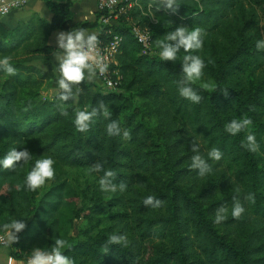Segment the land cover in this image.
Wrapping results in <instances>:
<instances>
[{
    "label": "trees",
    "instance_id": "16d2710c",
    "mask_svg": "<svg viewBox=\"0 0 264 264\" xmlns=\"http://www.w3.org/2000/svg\"><path fill=\"white\" fill-rule=\"evenodd\" d=\"M43 1L53 13L51 22L33 16L12 30L0 23V58L11 56L17 69L11 76L0 69V160L12 148L33 155L14 170L0 165V232L13 219L26 224L8 253L28 259L34 248L51 251L62 238L70 245L64 254L75 264H264V50L255 47L264 39V0H177L175 13L161 0H142V9L150 5L156 20L150 25V55L141 54L131 34V23L147 24L138 8L111 25L99 22L98 11L93 24H75L73 0ZM74 26L98 28L104 43L109 30L122 37L114 65L119 91L101 93L85 79L74 86L79 88L74 100H59L61 91L43 99V84L61 75L48 37ZM178 26L204 32L202 48L192 53L206 64L201 84H192L202 97L199 103L178 91L188 53L181 49L175 62L163 61L156 46ZM209 82L214 92L203 89ZM101 101L111 118L98 116L87 132L77 131L75 110L90 111ZM240 117L251 118L258 152L242 147L245 132L225 131ZM111 120L118 121L119 135L107 134ZM192 141L211 166L204 176L190 168ZM213 147L223 153L219 161L207 156ZM49 156L53 166L84 172L87 180L71 183L54 176L46 180L51 186L44 193L29 190L27 174L36 160ZM98 161L116 173L113 183L127 185L124 192L101 191L103 171L89 172ZM249 193L254 203L245 199ZM152 194L162 201L159 208L144 205ZM234 197L245 208L239 219L231 216ZM221 205L228 208L227 218L215 223ZM64 209L71 212L70 222L84 213L76 236L60 229ZM113 233L127 234L128 245H109Z\"/></svg>",
    "mask_w": 264,
    "mask_h": 264
},
{
    "label": "clouds",
    "instance_id": "9594fccd",
    "mask_svg": "<svg viewBox=\"0 0 264 264\" xmlns=\"http://www.w3.org/2000/svg\"><path fill=\"white\" fill-rule=\"evenodd\" d=\"M164 9L171 10L175 13L179 4L177 0H161ZM159 10V9H158ZM203 29L200 27L192 28L191 30L186 26H178L175 30L168 32L164 35V38L156 41V46L161 49L160 58L163 61L175 62L177 60L178 53L181 49L185 54L183 56V62L181 64L182 79L178 81L179 94L190 100L193 103H199L202 99L200 95L193 89L192 84L196 83L203 76V69L206 67L205 61L198 55L192 53L200 50L203 46ZM56 42L59 51H54L52 55L55 60L59 62V71L61 77L58 79L57 84L61 90L59 100L69 101L74 100L79 93V88L73 91L74 86L81 84L86 78L91 81L96 75L97 71L100 74L105 73L108 70V64L105 59L100 55L98 51L99 39L98 34L89 32L86 28H73L70 31H61L56 35ZM256 49L264 50V39L257 40ZM11 56H4L0 58V69L6 72L8 75H15L17 69L11 63ZM212 61L209 60L208 63ZM205 90H212L214 92L215 85L211 82L202 85ZM227 95V92L224 93ZM63 115H67V112H62ZM111 111L103 101L99 102L98 107H92L91 110L76 109L75 118L73 120L74 126L79 132H87L92 124L96 122L98 116H102L104 119L111 118ZM252 120L250 117L234 118L225 125V131L231 135H236L241 132H245V141L242 142V147H245L248 151L253 153L258 152L260 145L256 140V135L251 131ZM106 132L109 136H116L120 134V127L117 120H111L106 125ZM124 138L130 139V133L124 131ZM191 151L195 153L191 157L190 168L198 169V174L204 176L211 171V166L203 155L199 153L198 145L192 141ZM32 154L27 148L17 151L16 148H12L0 160V165L4 169L14 170L18 165L27 163L32 159ZM207 156L214 161H219L223 153L220 149L213 147ZM55 161L52 157H45L36 160L31 171L27 174L26 185L31 191L42 187L46 180H52L55 176V170L53 168ZM103 176L99 179V186L101 191L116 193L124 192L127 185L124 182L119 184L113 183V179L116 177V173L113 170H105L103 163L98 161L89 166V172H101ZM19 190V185H17ZM237 191H239L237 189ZM234 203L231 208V216L239 219L245 212L244 206L235 197ZM246 200L255 202L253 193H249ZM145 206H152L153 208H159L162 201L157 199L154 194L148 195L143 201ZM228 208L221 205L215 213V223H220L227 218ZM26 227L23 219H13L10 223L3 224L2 228L5 235L0 236V241L5 245H11L18 240L17 233L21 232ZM109 245H123L127 246L129 241L127 234L117 235L115 233L108 236ZM70 245L65 239L56 238L54 244L51 247V251H47L42 247H36L31 251V256L27 264H75L74 259L64 254V250L69 248ZM106 251V248H105Z\"/></svg>",
    "mask_w": 264,
    "mask_h": 264
},
{
    "label": "built area",
    "instance_id": "2783aa9c",
    "mask_svg": "<svg viewBox=\"0 0 264 264\" xmlns=\"http://www.w3.org/2000/svg\"><path fill=\"white\" fill-rule=\"evenodd\" d=\"M27 0H14L11 7L19 8L22 7ZM142 0H95L97 11L100 12L101 16L99 22L102 25H111L115 23L121 16H128L131 10L138 8L141 10L142 15L147 18V24L144 26H138L131 23V34L136 40L137 44L141 47L142 55H150L153 53L150 42V25L155 24L156 20L151 13V6L146 7V11L142 9ZM9 11L8 6L0 7V14H6ZM127 20H130L127 17ZM109 39L107 42L100 41L98 51L100 55L105 59L108 64V70L100 74L98 71L95 78L101 88V93L116 92L119 91V83L121 80L117 69L114 68L116 64V57L121 53L120 46L122 43V37L116 34H112L111 30L108 31ZM5 233L0 232V236ZM9 245H5L4 242L0 241V249H7ZM28 259L18 260L13 255L6 253L4 259L0 260V264H27Z\"/></svg>",
    "mask_w": 264,
    "mask_h": 264
},
{
    "label": "crops",
    "instance_id": "0c3cea01",
    "mask_svg": "<svg viewBox=\"0 0 264 264\" xmlns=\"http://www.w3.org/2000/svg\"><path fill=\"white\" fill-rule=\"evenodd\" d=\"M14 0H0L1 6H8L9 11L6 14H0V23L7 30L14 29L17 25L23 23L26 24L33 16H38L39 18L51 22L53 18L52 11L46 6L43 0H27L26 3L19 8H12L11 5ZM72 14V21L75 24L80 23H94L96 20V15L98 14L96 8L95 0H73V3L70 7ZM73 28H80V26L70 27L66 30H54L50 33L48 37V45L54 47L59 51L58 45L56 42L57 33L64 31H70ZM86 28L89 32H94L99 34L98 28L95 27H83ZM52 61L59 65V62L55 60V57L52 56ZM94 86L99 85L95 76L89 81ZM93 88L92 90H94Z\"/></svg>",
    "mask_w": 264,
    "mask_h": 264
},
{
    "label": "rangeland",
    "instance_id": "374dc122",
    "mask_svg": "<svg viewBox=\"0 0 264 264\" xmlns=\"http://www.w3.org/2000/svg\"><path fill=\"white\" fill-rule=\"evenodd\" d=\"M261 15V14H260ZM264 22V20H263ZM262 22V23H263ZM61 77L55 78L54 80L45 82L40 90V96L43 99H50L55 95L56 93H59L61 90L58 87L57 81ZM197 84H201V80H198L196 82ZM74 91V90H73ZM94 91V90H93ZM55 170V178L57 181H61L64 179H67V181L71 183H84L85 180H87L86 174L84 172H80L75 169H69V168H63L61 166H53ZM51 186V181H46L45 184L38 188L40 190V193H44L49 187ZM77 208L82 209L83 206L80 204ZM83 212H80V218L74 220L73 222H70L71 219V212L69 210H61L59 214V222H60V229L69 231L70 235L76 236L77 230L82 224H85V221L83 219ZM6 253H8V249H0V260L4 259L6 256Z\"/></svg>",
    "mask_w": 264,
    "mask_h": 264
}]
</instances>
